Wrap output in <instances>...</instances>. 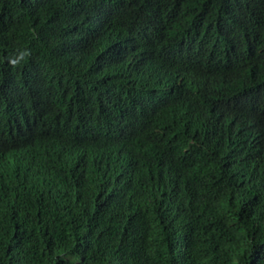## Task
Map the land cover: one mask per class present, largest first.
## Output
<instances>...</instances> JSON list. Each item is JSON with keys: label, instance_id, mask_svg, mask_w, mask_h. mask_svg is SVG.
Listing matches in <instances>:
<instances>
[{"label": "trees", "instance_id": "trees-1", "mask_svg": "<svg viewBox=\"0 0 264 264\" xmlns=\"http://www.w3.org/2000/svg\"><path fill=\"white\" fill-rule=\"evenodd\" d=\"M263 142L264 0H0V264H264Z\"/></svg>", "mask_w": 264, "mask_h": 264}, {"label": "clouds", "instance_id": "clouds-1", "mask_svg": "<svg viewBox=\"0 0 264 264\" xmlns=\"http://www.w3.org/2000/svg\"><path fill=\"white\" fill-rule=\"evenodd\" d=\"M26 125H28L29 127L33 128L35 130V125L33 124L31 119H29L26 122ZM33 143L37 145L36 139L33 140ZM100 144L103 146V148L93 147V146L89 145L87 150L83 153L85 155V157H83V158H86L87 161L89 162V161H93V157L95 155H97L96 159H98V157L102 156L103 154L106 155L108 157V159H110L108 154L112 155L117 159H121L120 160L121 162H118V163L120 165H122V167H123V169L127 175H129V174L133 173V171L137 170L139 168V164L144 159V158H141V159L139 158L137 160H134V158H135L134 154H135L136 148H132L129 146H119L118 144H115V143H109V144L100 143ZM245 144L248 145L249 148L255 150V147L253 145H251L248 141H246ZM44 146H46V150H45ZM261 146H264V142ZM41 150H43V152L46 155L53 156V157H55L61 161L60 157L62 154H60V155L55 154L54 150H53V145L48 144V142H46L44 140H43V148ZM83 158H81V159H83ZM126 158H127V160H126ZM31 159H32V157L30 155L29 158L27 157L26 163H28V164L31 163ZM64 162H65V165H68L70 160L64 159ZM75 169L76 170L79 169V164H77V167L75 165Z\"/></svg>", "mask_w": 264, "mask_h": 264}]
</instances>
